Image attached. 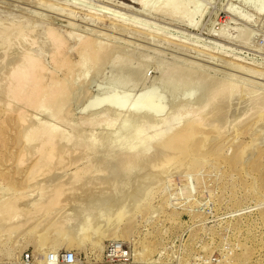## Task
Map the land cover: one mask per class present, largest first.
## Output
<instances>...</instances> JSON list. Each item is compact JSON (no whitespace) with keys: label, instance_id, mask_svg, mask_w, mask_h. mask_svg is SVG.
<instances>
[{"label":"rangeland","instance_id":"rangeland-1","mask_svg":"<svg viewBox=\"0 0 264 264\" xmlns=\"http://www.w3.org/2000/svg\"><path fill=\"white\" fill-rule=\"evenodd\" d=\"M248 1L183 0L180 12L177 13L181 18L176 14L175 19L174 16L169 18L162 8L154 12H145L139 5L128 0H40V2L38 0H0V22L4 19L3 23L22 21L29 25L33 24L36 28L33 33L35 39L41 38L40 27L45 28L51 24L50 19L53 18L55 19L53 25L61 31H73L81 36L93 34L100 41L112 45L113 50L111 56H108L110 60L107 58L99 69L88 71L84 81L79 83V87L76 88L77 93L74 92L71 102L69 101L68 108L72 110L64 112L67 115L62 120L51 119L43 114V111L28 110L25 116L27 119L23 125L49 120L55 123L57 121V125L61 123L59 127L66 128L63 129L64 131L71 130V123L79 125L80 129L79 117L90 115L92 111L90 104L95 100L111 94L118 98L125 96L126 102L122 108L109 106L98 113L100 116L109 115L113 118L115 122L111 125L82 124L87 134L94 133L97 138L100 136L111 138L122 131L121 125L128 117L139 116V119L147 117L148 111L145 113V110H142V113L135 105V100L142 93L159 94V102L161 101L163 109L161 118L168 116L165 113L169 114L175 104L181 105L184 101L191 108L187 116L192 115L197 107L204 104L207 91H210L214 83L223 79L237 84L238 89L248 88L251 90L247 91L248 94L260 91L264 96V0H254V3ZM146 2L153 5L157 0H146ZM66 7L76 13L75 18L71 15V18L69 17ZM230 7L237 12L249 15L250 19L245 20L237 14L229 13ZM124 25H127V31L120 29ZM18 44L14 47V53L11 52V55L5 58L0 56V66L3 65L4 60L16 55L18 50L21 51L23 46ZM38 44L36 42L32 44L33 46L30 45L31 49L38 52L42 50L40 53L44 61L51 65L45 47ZM113 45L116 46L113 47ZM114 58H117L118 62ZM172 65L173 71L176 69L174 71L176 76L180 70L177 65L178 67L181 65L182 70L184 67L186 70L190 68V71L186 74L184 72L186 70H181L184 74L180 71L181 76L179 73L176 77L171 69L168 71L170 74L166 70ZM196 70L203 71L199 74L207 72L208 75H213L214 77L207 75L213 81H209L211 85L208 84L207 77L206 82L202 81L201 74L195 73ZM193 71L195 75L197 74L196 77ZM189 72L191 78L188 77ZM170 77L171 79H168ZM194 84L200 87H195ZM128 87L133 89L130 88L128 91ZM128 92L132 95H128ZM244 96L245 94L236 95L235 99L228 101L229 106L227 105L225 109L227 116L223 114L220 119L222 121L219 120L223 134L221 138L218 136L210 142L213 144V149L220 150L222 147L223 156L212 154L191 159L192 161L177 160L171 158L170 152L164 149L167 153L161 150L160 156L153 158L154 161H162L160 157L164 155L162 158L168 159L166 167L162 170L163 173L162 171L155 173L150 169L151 166H145L141 173L139 171V174L130 177L128 185L123 183L122 177L117 175L114 165L112 166L109 162V170L100 172V178L99 175L85 176L88 185L83 182L85 181L83 178L80 181L82 188L75 190V196L70 194L71 196L67 197L65 194L67 198L64 197V200L59 201L55 209L48 214L43 210H37L36 213V208L33 209L34 205L27 208L26 204L39 198L36 193L41 186L45 189L50 188L49 186L56 182L54 180L56 174L67 181L73 178L72 171L81 163L69 161L66 165H62L57 160H53L55 163L52 161L50 166L44 169L45 172L42 169L30 175V166L37 156L33 154L34 152L27 151L24 157L28 158L22 163L19 162L18 156L21 155L24 144L20 137V133L22 134L24 130L23 125L19 126L7 113L4 114L0 110V138L3 139L0 140V196L8 194L6 186L8 190L9 188L11 190L10 196L13 194L20 196L17 212L12 213L11 222L15 220L17 222H13L14 224L4 222L3 217L9 212H4L5 204L1 203L0 197V218L2 219H0V264H65L62 255L67 250L75 254L73 264H264V154L259 155L260 152L264 153V122L257 123L258 126L253 128L254 132L251 129L253 134L251 132L240 134V136L237 134L238 128L244 125L250 128L258 118L256 110L259 103L257 106L251 104L252 101ZM4 118H7V125L2 124ZM159 118L157 123L160 125L156 127H159L160 133L166 132L168 128L161 125L162 120ZM252 137L254 143L252 142L251 151L247 152L248 155L251 154V157L246 155L242 158L247 161H244V164L246 162L244 166L241 157L238 156V150L242 142L241 145L248 143L252 141ZM219 140L221 142L215 144ZM62 144L60 147H63ZM69 144L64 147H68ZM98 147L99 150L104 149L96 151L99 154L98 157L104 156L102 155L104 152L111 151V148L103 143ZM153 147L152 141L147 140L139 150L150 151ZM157 158L160 159L157 160ZM181 161L182 163H179ZM51 166L55 167L54 171ZM102 177L106 178H103L106 183ZM46 178L47 180H44ZM48 178H51V184ZM141 179L143 184L139 182ZM146 180L148 185L145 183ZM94 181L97 182L94 183ZM101 181L103 184L99 183ZM118 185L121 187L119 190ZM137 189L142 192H135ZM92 200L97 203L94 201L92 208L78 218L86 207L84 205ZM119 200L128 203V212L124 213V219L120 218L117 225L109 227L108 233L114 235V238L98 237L96 232L88 233V231L82 238L72 236L70 231L73 227L74 229L79 227L78 222L80 220L83 222L85 216L89 217L85 221L91 222L92 214L96 217L109 214L111 209L118 206ZM32 211L35 213L32 214ZM119 211L122 212V209ZM16 214L19 215L15 216ZM63 214L67 218V225L60 222L59 218ZM116 215L120 214L118 215L117 212ZM112 246L116 247L114 256L110 250ZM26 254L29 256L28 259H25Z\"/></svg>","mask_w":264,"mask_h":264},{"label":"bare ground","instance_id":"bare-ground-1","mask_svg":"<svg viewBox=\"0 0 264 264\" xmlns=\"http://www.w3.org/2000/svg\"><path fill=\"white\" fill-rule=\"evenodd\" d=\"M38 1L40 2V0H38ZM128 1L139 5V7L142 8L143 10H145V12L146 11L154 12L157 9L162 8L165 10V12L169 18H172L174 16L175 19H176V14L178 12H180V5L183 2V0H157V2H155V4L149 5L148 2H146V0H128ZM253 1L254 0H249L248 2L254 3L255 1L254 2ZM42 3H44V2H42ZM122 4H124V3H122ZM49 6H50V4H49ZM44 8H46V7H44ZM47 9H49V8H47ZM228 12L231 14H235V15L237 14L245 20L250 19L249 15H247L243 12H237V10L233 9V7L232 8L230 7ZM60 13L61 12H59V14ZM66 13H68L69 17L71 15V16H73V18H75L76 13L71 12L70 9L67 8ZM177 15L180 17L179 14H177ZM91 16H93V15H91ZM99 16H100V14H99ZM50 20H51L50 21L51 24L47 25L45 28L40 27V33H41L40 39H35L33 37L34 31H36V28H34L35 26L33 24L29 25L26 22L14 21V20H13L14 22H11V23H3L2 21L0 22V56L2 58L3 57L5 58V56L11 55V52L14 53L13 52L15 49L14 47L18 43H19L18 45L22 44V46H23L21 51L18 50V52H16V55L10 57L9 59L7 58L8 60L3 59L5 62L3 61V65L0 66L1 71L3 69V72L0 71V73H1L0 74V99H1L0 110L4 114L7 113L10 116V119H13L15 121V123H17L19 126L23 125L25 123V121L27 119L25 116L28 113L27 112L28 110L41 111V112L43 111V114H45L46 116H49L51 119L52 118L54 120L57 119L58 121L62 120L63 117L67 115V114L65 115L64 112H66V111L69 112L72 110V108H68L69 101H70L71 97L74 95V92H76V90H77L76 88L79 87L78 86L79 83L83 79L86 78L85 76L88 73V71L99 69L105 63L108 56H111L110 55L111 52H113L112 47H111L112 45L110 46V45L106 44V42L104 43V42L100 41L97 36H95L93 34H91L90 36L89 35L81 36L79 34L74 33L73 31H61L58 27L53 25L55 23L54 22L55 19L52 18ZM118 22H119V19H118ZM133 22H135V21H133ZM126 24H129V23H126ZM115 27H116V25H115ZM138 28H139V26H138ZM120 29L127 31L128 28H127V25H124ZM135 31H137V29H135ZM163 35H164V33H163ZM36 42H38L40 44V46L45 47V49H46V51L50 57L49 59L51 61V65L44 61V57L42 56V53H40L42 50L40 52H38V51L31 49L30 45H32ZM109 44H111V43H109ZM20 46H18V47H20ZM115 46L113 45V47H115ZM117 46H119V45H117ZM108 59L110 60V58H108ZM114 60L116 62H118L117 58H114ZM120 61H121V59H120ZM119 64L122 65V63H119ZM123 64H125V63H123ZM118 66H120V65H118ZM173 67L174 66L172 65V67L167 68L166 69L167 72L170 69L173 71V69H172ZM180 67H181V65H180ZM180 67H178V65H177L178 70L180 69L179 70L180 74L177 73V76H178V74H179V76H181V72L186 70L185 67H184V70H182ZM192 69L194 70V68H192ZM166 70H164V71L166 72ZM174 71H173V73L172 72L171 73L175 74V76H176V73H174ZM187 71H190V68H188V70H186L184 72H186V74H187L188 73ZM196 71L197 72H195V73H197V74H199V72H203V71L198 72V70H196ZM92 72H94V71H92ZM167 72L165 73L166 75H167ZM258 72H261V71H258ZM122 73H124V72H122ZM193 74H194V71H193ZM256 74H258V73H256ZM196 75H195V77H196ZM207 75H208L207 72L202 73L200 76V79L202 81L205 80L204 82H206V79L208 78V76L210 74L208 76ZM260 75L262 76L263 74H260ZM210 76L212 77L213 75H210ZM188 77H190V72H189ZM190 78H188V79H190ZM168 79H171V77ZM172 79L174 80L173 77H172ZM196 79H198V77ZM210 79L211 78L209 77L207 81L213 82ZM193 80H195V79L193 78ZM223 80H221L219 82L217 81L216 83H214V85L212 83L214 88L211 86L213 89L211 88L212 90L210 89V91H207L208 92L207 97H206L207 99L205 98L204 104L203 105L201 104L200 107H197V110L194 111L195 113H193L190 116H187V113L189 112V110L191 108L183 100L184 103H182L181 105L175 104L174 107L172 108V110L169 109L170 110L169 114L165 113L168 116L164 115L166 117L161 118L163 116L161 114L163 109H162V106L160 104L161 101L159 102V96H158L159 94L158 95H156V94L147 95V94L141 92L142 94L141 95L139 94L137 99L135 100V105L137 106V109H140L141 111L145 110V113H146V111H148V114H146L147 117L144 116L143 119H139V116L138 117L133 116L132 118L128 117L126 120H124L123 124L121 125L122 131L117 133L115 136H113L111 138H108L107 136L102 138V136H100L102 138L100 140V139H98L100 137L97 138V136L94 133L87 134L86 132H84L82 124L90 125V126L98 124V123L99 124L102 123L104 125H109V124L111 125L112 123L115 122V120L113 118L109 117V115H105V116L101 115L100 116V115H98V113L100 111L104 110L105 108L107 109L109 106L112 108L113 107L117 108V109H120V107L122 108L126 102L125 96L118 98L112 94L111 95L109 94L110 96H108V97L105 96V97H102L100 99L95 100L93 103L90 104L91 110H92V111H90L91 113H89L90 115L87 116V115L82 114L83 116L79 117L81 119V121L79 122L80 123V129L78 128L79 125H76L75 123H71L70 124L71 128L68 127L71 130L70 129H69L70 131L65 130L66 131L65 132L63 129H66V128L61 129V126L59 127V125L61 123L59 125H57L56 124L57 121L55 123V122H52L49 120H46L44 122H40L41 120L35 121V124H31V125L29 124L30 126L27 125L29 127L23 125L24 130L22 131V134L20 133V131H19V133H20V137H21L24 144L22 145V149L20 152L21 155L18 156V157H20V159L18 158L20 161L18 159L17 160L21 163L24 162V159L28 158L27 156H26L27 158L24 157L26 155L27 151L34 152L33 154H36L37 157L29 169L30 175L38 173L42 169H43V172H45L44 169H47L53 160H57L58 163L62 164V165L63 164L66 165V163L69 161L71 163H75V162L81 163V164H78L75 166V169L72 171V174L70 173L71 176L73 177V178L69 177V178H71L70 180L67 181L65 178H62L61 175L56 174L54 177V180H56V182L52 183V185L49 186L50 188L47 187L48 189L47 188L45 189V188H43V186H41L40 187L41 189L40 190L38 189V191L36 193L39 196V198H35L33 201H30L29 203H27L26 204L27 208H30L31 205L32 206L34 205L33 209L36 208V213H37V210H39V211L43 210V211L47 212V214L52 212L55 209V207L57 206V204L59 203V201H61L64 197L66 199L68 196L74 195L76 193L75 190L78 191V189L82 188L80 185V181L85 176L87 177V175L90 174L91 176L94 175V177H96V175H99V178H100V174H99L100 172H103V171L105 172L106 170H109V168H108L109 162L111 163L112 166L114 165L113 168H114V170H116L117 175L118 176L120 175L122 177L123 183L128 185L127 183L129 181L130 177L133 176L134 174H139V171L141 173L142 169L145 166H148V165L151 166L150 169H152L155 173H156V171H157V173L159 171H162L166 167V165L168 163V159H166V158L163 159L162 157L164 155H162V157H160L162 159V161L159 160L160 158L159 159L157 158V160H159V161H154V160L156 159L155 157L157 155L160 156V154H159L160 151L164 150V149L167 150V152L168 151L170 152L169 155L171 158H174L177 160L198 159L200 157L209 156L212 154H218L220 156V154H222V151H221L222 147H220V150L213 149V144H210V142L214 138L215 139H216V137L218 138V136L221 138V135L223 134L222 133L223 129H221V125L219 123V120L221 119L223 114H225V109H226V106L228 105V103L231 102L233 99H235L236 95H242L243 96L245 94V96L249 100L252 101V102L250 101L251 104L253 103V104H256V106H257L259 103L258 109L256 110V112L258 113V115H257L258 118L254 121L255 124L253 126H251L250 128H248L245 125L238 128L237 134L239 136H240V134H243V133L250 134L251 129L253 131V128H255L257 123L264 122V96L260 93V91H258V92L254 91V92H251L248 94L247 91H249V92L251 91L248 88H247L248 90L245 89L246 87L238 89L236 87L237 84L231 83V82L225 81V80L223 81ZM86 81H88V80H86ZM176 82H177V78H176ZM192 82L190 83L191 85H192ZM195 82H196V80H195ZM185 84H186V82H185ZM208 84L211 85L210 82ZM205 85H206V83H205ZM193 86H195V84ZM195 87L199 88L200 85H197ZM206 87H208V86H206ZM130 88L128 91H130ZM131 89H133V88H131ZM126 90H127V87H126ZM207 90H209V89H207ZM85 92L87 93V91H85ZM118 92H120V91H118ZM123 92H125V91H123ZM114 93L115 92H113V94ZM84 94H82V95L84 96ZM102 94H104V93H102ZM127 94L129 95L130 93L128 92ZM87 95H88V93H87ZM130 95H132V93ZM91 101H93V99H91ZM243 101H245V100H243ZM246 101H247V99H246ZM256 106H255V108H256ZM227 108H229V107H227ZM143 111H142V113H143ZM136 113H141V112L137 111ZM160 114H161V117H160ZM225 115L227 116V114H225ZM142 117H140V118H142ZM159 117L162 120L161 125H164L165 128H168L166 132L160 133L159 129H158L159 127H156V126L160 125L159 123H157V120ZM38 119H40V118H38ZM47 119H48V117H47ZM6 121H7V118H4L2 120V124L7 125ZM220 121H222V120H220ZM9 122H10V120H9ZM70 122H73V121H70ZM85 125H84V128L86 127ZM129 128H130V130H127ZM225 129H226V127H225ZM253 132H251V133L253 134ZM0 135H1V133H0ZM238 135H236V137H238ZM223 138H224V136H223ZM247 139H249V138H247ZM250 139H251V136H250ZM0 140H3L2 137L0 138ZM147 140L152 141V143L154 144L153 149L150 151L139 150L141 145ZM220 140L217 141L215 144H217L218 142H221ZM226 140H228V138H226ZM252 142L254 143V138L252 139V141H249L248 143L245 142V144L241 145L243 143L242 142L240 144V147H239L240 150H238L239 152L238 151L237 152L239 154L238 156H240L241 159L245 158L246 155L248 157H251L250 156L251 154L248 155L247 152L249 153L251 145L253 144ZM62 143H64V145ZM102 143L105 144L106 146L110 147L111 151L109 150V153H108V151L106 153L104 152L105 154L103 152H102L103 154L101 152H99L100 154H102L104 156L98 157L97 155H99V154H97L96 151L98 152V150H99L98 145H102ZM61 144L63 145V147L65 145H68V144H69V146L63 148V147H60ZM219 145L221 146V144H219ZM95 146H97L98 149ZM70 150H72V151H70ZM103 150L104 149H102L101 151H103ZM74 151L76 152L75 154H74ZM167 152L165 151V153H167ZM263 154H264L263 152L259 153L260 156H262ZM165 156H167V155H165ZM222 156H223V154H222ZM153 158H155V159L153 160ZM261 158L262 157H260V159ZM202 159H206V158H202ZM242 161L244 164V161H246V160L242 159ZM246 162H245V164H246ZM179 163H182V161ZM171 164H172V162H171ZM238 164H240V163H238ZM245 164H244V166H245ZM62 165H60V166H62ZM58 166H57V170H58ZM52 168L54 171L55 167H52ZM52 168H50V169H52ZM59 169H61V167ZM48 172H51V171H48ZM48 172H47V174H48ZM112 172H114V171H112ZM162 173H163V171H162ZM64 174H65V172H64ZM113 175H115V174L113 173ZM110 176H112V175H110ZM150 176H152V175H150ZM51 178L53 179V177H51ZM51 178H48V179H50V180H48L49 184H51L50 183L52 181ZM103 178L106 179L105 177H102V179ZM87 179H89V177ZM44 180H47V178ZM84 180H85V178H84ZM104 181L106 183V180H104ZM107 181L109 182L108 179H107ZM142 181L143 180L141 179V181H139V182L142 183ZM150 181H151V179L149 180V182ZM40 182H41V180H40ZM45 182L46 181H44V184H46ZM83 182H86V180ZM96 182L94 181V183H96ZM86 183L88 185V181ZM94 183H92V184H94ZM99 183L103 184L102 181ZM145 183L147 184V180ZM126 185H124V186H126ZM121 186H123V185H121ZM139 186H140V184H139ZM85 187H87V186H85ZM95 187H97V186H95ZM106 187H107V185H106ZM137 187H138V185H137ZM120 188L121 187L119 186L118 190ZM6 189H7V193L9 194V192H11L10 188H9L10 191L8 190L7 186H6ZM14 191L19 193V191H17V190H14ZM79 191H81V190H79ZM90 191H92V190H90ZM20 192H21V190H20ZM45 192H47L48 194L46 193L47 194L46 195ZM82 192H83V190H82ZM135 192L138 193L139 190L137 189V191L135 190ZM135 192H134V194H135ZM141 192L142 191H140L139 193H141ZM7 193H5V194H7ZM90 193H92V192H90ZM3 194H4V192H3ZM10 194H9V197H7V195H5V196L1 195L0 196L2 198L1 203L5 204L4 205L5 206L4 212H9V213H6L5 216L3 215L4 216L3 217L4 222L8 221L9 224H10L11 220L13 219L12 213L17 212L16 210L18 209V205H19L18 201L20 198L19 195L13 194L12 196H10ZM20 194H22V193H20ZM65 194L67 197L64 196ZM90 195L91 194H89V196ZM139 195H142V194H139ZM139 195H138V197H140ZM109 197H110V195H109ZM132 197L134 198V196H132ZM136 198H137V196H136ZM71 199H70V202H71ZM112 199H113L112 201H114V198H112ZM67 200H69V199H67ZM94 201L92 200V202H88L87 205L85 204L84 206H86V207L82 206V207H84V210L80 213V216H78V218L79 217L81 218V216L83 215L84 212H86L87 210H90V208H92ZM81 202H82V200H81ZM124 202H125V199H124ZM116 203L117 202H115V204ZM79 204H81V203H79ZM113 206H114V204H113ZM116 209H118L117 212H118V215L120 214L119 216L116 215L117 214ZM120 209H122V212L119 211ZM32 212H33L32 214L35 213V211H32ZM127 212H128V203L127 202L123 203L121 200H119L118 206H116L114 209H111V212L109 214L104 213L105 214L104 216L98 215L97 217L94 216V214H92V216L90 218V220H92L91 222H88L89 220L85 221V219L89 218V217L85 216L86 218L84 217L83 222H81L82 220H80V222L77 221L79 227L75 226L77 228L74 229V227H73L72 231H70V230H67V231H70L72 236H76L79 238H82L84 236V234L87 233V231H88V233L89 232H92V233L96 232V234H98V237L106 236V237L111 238L114 235L108 233L109 227H112V225L116 224L117 222H120V218H122L123 215H125L124 213H127ZM64 214L62 216H60L59 219L63 225H67L68 221L66 220L67 218H66V216H64ZM18 215L16 214L15 216H18ZM122 219H124V217ZM13 222H11V223H13ZM15 222H16V220H15ZM4 225H6V224H4ZM68 234H69V232H68ZM68 234H67V236H68ZM72 236H70V239H72L71 238ZM78 239H76V240H78Z\"/></svg>","mask_w":264,"mask_h":264},{"label":"built area","instance_id":"built-area-1","mask_svg":"<svg viewBox=\"0 0 264 264\" xmlns=\"http://www.w3.org/2000/svg\"><path fill=\"white\" fill-rule=\"evenodd\" d=\"M115 246H112L111 248H110V250H111V254H112V256H114V250H115ZM28 255L26 254L25 255V259H28ZM62 260H63V262L65 263V264H73L74 262H75V254H74V252L73 251H71V250H67L63 255H62Z\"/></svg>","mask_w":264,"mask_h":264}]
</instances>
